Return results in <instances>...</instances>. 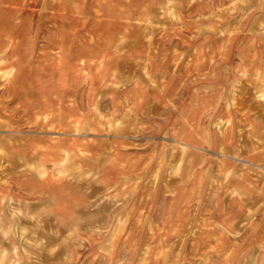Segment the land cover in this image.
I'll return each instance as SVG.
<instances>
[{
    "label": "crops",
    "instance_id": "0c3cea01",
    "mask_svg": "<svg viewBox=\"0 0 264 264\" xmlns=\"http://www.w3.org/2000/svg\"><path fill=\"white\" fill-rule=\"evenodd\" d=\"M132 1L130 7L127 2L117 7L116 16L110 14L112 6L106 3L104 16L97 15L101 11L99 5L96 7L97 0L90 2L89 18L94 29L102 23L105 28H118L115 36L111 39L94 32L96 37L87 40L86 53L67 48L65 61L70 68L65 72H46L47 63H52L51 58L57 62L60 52L42 57L40 69L31 68L28 59L23 84L9 86L18 96L8 106L9 115H0V220H10L12 215L68 222L89 217V224L96 223L107 218L112 203L118 202L115 200L134 197L127 192L139 183L137 187L146 190L168 189V203L161 207L157 190L152 204L141 208L147 214L141 213L136 219L170 224L176 220L170 206L175 197L170 189L188 188L193 173L205 172L199 167L209 154L222 158L220 171L229 175L231 188L264 190V167L254 159L256 153L251 156L244 152L239 157V148L229 145L224 146L226 152L212 150L205 127L211 119L226 121L224 141L231 143L235 140L233 124L259 120L252 111L261 101L255 96L244 102L232 97L237 93L233 90L235 82L244 84L251 75L264 74V53L253 51L254 46L264 44L257 38L261 36L256 33V22L236 16L225 20L218 0L216 4L199 1L188 6L184 0ZM166 3H173L175 10L168 12L161 27L151 30L155 29L151 22L162 13L155 10ZM190 30L196 31L195 35L190 36ZM64 42L62 38L56 43L57 50ZM208 69L211 78H207ZM196 74L205 75V80L199 76L203 81L195 84L192 80L198 81L193 76ZM185 75L189 76L188 85ZM263 86L264 80H260L256 86L241 87L254 93L264 91ZM179 91L185 95L176 104L175 93ZM212 98L217 100L211 103ZM97 104H103L105 112ZM147 124H159L160 132L149 135L144 127ZM177 125L185 126L183 135L177 133ZM64 161H69L72 168L78 166L85 179L74 184L72 177L65 178L64 172L70 170H65ZM178 162H182L179 177ZM159 173L168 175L160 180ZM95 175L98 180L94 181ZM97 186L105 190L101 201ZM143 194L148 196L147 191ZM160 208L165 210L162 218ZM125 213L128 211L123 219ZM234 215L226 219L233 222L237 219ZM233 227L231 223L229 227L219 224V234L209 231L215 233L217 243L201 238L199 251L209 250L214 244L223 246V240L233 236ZM179 232L171 230L169 235ZM252 232L247 233L248 245L236 244L231 250H254L257 243Z\"/></svg>",
    "mask_w": 264,
    "mask_h": 264
},
{
    "label": "rangeland",
    "instance_id": "374dc122",
    "mask_svg": "<svg viewBox=\"0 0 264 264\" xmlns=\"http://www.w3.org/2000/svg\"><path fill=\"white\" fill-rule=\"evenodd\" d=\"M93 1L0 0L1 117L9 115L8 106L18 96V93L12 92L9 86L14 83L23 84L24 70L29 67L28 59H31V68L40 69L42 57L57 56L60 52L61 57L57 59V62L55 58H51L52 63L51 61L47 63L46 72L52 70L54 73L65 72L70 68L69 63L65 61L69 53L67 48L71 52L86 53L87 40L89 37H96V32L102 37L107 34V37L111 38L115 36L114 32L119 31L114 27L105 28L103 23L98 29H94L93 20L89 18L92 10L90 2ZM199 1H203L204 4L207 2L216 4L217 2V0H184L187 6ZM123 2H127L129 7L133 5L132 0H97L96 7L98 8L99 5V10L101 9L97 15L104 16L105 3L107 6H112L111 15H119V12H116L117 7H123ZM218 3L220 7L223 6L225 20L236 16L242 20L248 19L249 23L256 22V33L261 36L257 38L264 40V0H218ZM170 10L172 12L175 10L173 3L163 4L162 9L155 10L162 11V13L160 15L156 12L160 16L155 22H151V26L155 27L151 30L156 31L158 27H161L162 20L167 18ZM190 31V36L195 35L196 31ZM61 37L65 42L59 51L56 43L62 40ZM66 42L67 45H65ZM253 51L264 53V44L254 46ZM206 75H208L207 78H211V69H208ZM193 76L195 80H198H192V82H197L195 84L203 81H199L200 74ZM203 76L200 78L205 80L206 77ZM188 77L185 75L186 85L189 84ZM250 77L245 79L244 84L251 85V87L256 86V82L264 80L263 72ZM209 81L212 79L208 80V84H211ZM183 84L184 82L177 84V87ZM244 84L241 80L235 82L233 90L237 93L233 92L232 97L244 102L248 97L255 96L256 100L261 101L259 108L252 111L256 113L259 120L252 123L233 124L235 140L229 143V141H224L225 135H223L229 123L222 120L216 122L211 119V122L205 126L211 137L209 140L213 143L210 148L217 152H226L225 145L236 146L240 150L237 153L239 157H242L244 152H249L251 156H254L255 152L254 159L259 161L261 167H264V91L251 93L249 90H242L241 86ZM184 95V91L175 93L176 104L183 99ZM215 100L217 99L212 98L211 103ZM96 107H100L101 112H105L103 104L100 106L97 104ZM239 117L243 119L242 115ZM144 127L148 128L149 135H157L161 130L159 124H147ZM193 127L196 128V126ZM185 129L184 125L176 126L177 133L181 135ZM212 133L216 134L214 138L211 136ZM176 148L180 146L177 145ZM208 156L209 158L203 160L199 167L205 172L193 173L192 183L188 188L170 189L171 196L175 197V201L170 206L174 207L176 216V220L171 221L170 224L164 220L155 223L151 220L136 219L142 213L141 208L145 204H152L153 194L158 190L139 188L138 183L136 187L130 188L127 192L134 197H128L127 201L115 200L114 202H118L112 203L107 218L96 221V223L89 224V217H85L88 222L83 218L69 222L32 220L17 215L10 216V220L8 217L1 219L0 264H264V190L231 188V183L228 181L229 175L220 171L222 158L214 154ZM75 159L77 158L72 157L73 161ZM192 161L195 163L196 159L193 158ZM64 162L65 170L66 168L70 170L64 172L65 178L72 177L74 184L85 179V174L79 171L78 166L72 168L69 161ZM182 162L177 163V177L181 175L178 168ZM148 175L151 176V174ZM167 175L159 173L158 176L160 180L162 178L165 180ZM86 180L89 179L86 178ZM92 180H98V176L95 175V178L93 176ZM104 191L101 186L96 187L97 196L101 195L98 197L100 201L103 200ZM145 191L148 196H144ZM158 191L160 196L157 199L160 200L162 207L168 203V189L161 188ZM241 201H246V203L243 204ZM126 211L128 213H125L126 218L123 219V213ZM164 211L163 208L160 210L161 218ZM143 214H147V211L145 210ZM231 214H237L234 215L237 219L233 222L226 219H230ZM6 215L9 216V213ZM203 215L205 217L200 218ZM230 223L235 225L232 230L233 236H230L228 240H223V242L226 241L223 246L214 244L209 250L199 251L201 238L204 241L213 240L217 243L214 235L219 234V224L229 227ZM171 230L181 232L175 236L169 235ZM213 230L216 232H209ZM204 231L208 232L204 233ZM250 231L254 232H252L253 238L257 243L254 250L250 247L249 251L246 248L238 252L232 251L233 245L240 244L243 247L249 244L247 233ZM197 234H203V236H197Z\"/></svg>",
    "mask_w": 264,
    "mask_h": 264
}]
</instances>
